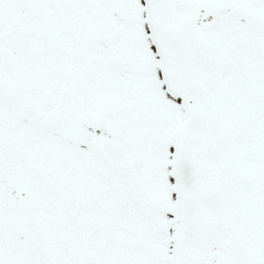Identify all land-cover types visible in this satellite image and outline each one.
Here are the masks:
<instances>
[{
  "label": "snow or ice",
  "instance_id": "snow-or-ice-1",
  "mask_svg": "<svg viewBox=\"0 0 264 264\" xmlns=\"http://www.w3.org/2000/svg\"><path fill=\"white\" fill-rule=\"evenodd\" d=\"M0 264H264V0H0Z\"/></svg>",
  "mask_w": 264,
  "mask_h": 264
}]
</instances>
